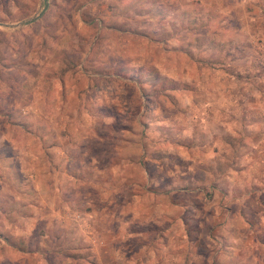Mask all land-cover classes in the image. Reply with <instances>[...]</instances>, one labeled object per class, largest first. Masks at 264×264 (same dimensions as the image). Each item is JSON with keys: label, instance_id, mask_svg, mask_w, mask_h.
<instances>
[{"label": "rangeland", "instance_id": "obj_1", "mask_svg": "<svg viewBox=\"0 0 264 264\" xmlns=\"http://www.w3.org/2000/svg\"><path fill=\"white\" fill-rule=\"evenodd\" d=\"M37 15L0 25V264L138 261L140 231L208 214L211 161L264 175V0H0V23ZM190 219L182 264H215ZM261 237L231 258L264 264Z\"/></svg>", "mask_w": 264, "mask_h": 264}, {"label": "crops", "instance_id": "obj_2", "mask_svg": "<svg viewBox=\"0 0 264 264\" xmlns=\"http://www.w3.org/2000/svg\"><path fill=\"white\" fill-rule=\"evenodd\" d=\"M229 126L231 127L230 124ZM256 139L259 141V143L264 140L257 137ZM220 157L221 160L225 159L221 155ZM220 161L218 159L211 161L213 162V164L209 166L210 173L206 169L203 170L205 175L203 177L194 179L192 176H187L190 178V182L192 181V185H194L191 189L193 193L192 197L194 199L204 200L201 201V203L207 202V204L209 205V209H207L208 214L203 215L201 213H197L199 212V209L195 207L197 205L193 203L192 206V204L189 203V208L187 207L185 209H187L190 214L176 215L171 220L173 223L170 225L168 224L171 230L164 231L163 229H160V233L162 234V236L161 239H159V244L155 239V243H157V246H155L154 249L152 247H149L147 249L145 246V237L150 238L149 235H151L150 228L149 231H140L137 235H143L144 238L141 243L147 252L145 251V249H142L141 246V258L137 261V259H130L129 257V259L127 260V264H151V259L153 257H156L157 255L155 254V249H158L159 251V259L157 262V260H155L154 258L153 264H182L183 262L180 260L179 254L183 252V246L180 245L183 240L178 243L179 238H182L181 221H185V219L189 218H198L199 220L203 218V221H210V223L208 224V228L210 230L209 237L216 238L213 246L214 249L212 248V253L215 254L216 252L217 254L221 255L220 260L216 261L215 264H237V260H234L235 258H231V255L233 253H236L235 246H237L239 242H242L240 244V246L242 247H248V245L250 244L254 246L252 250H246L250 252L249 254H254L258 251L257 248L260 249L262 247L258 237L260 238V236L262 235L261 239H263L264 236V175L260 178L255 175H247V172L250 170V167L247 166L248 163L238 167L237 165H226L224 163H221ZM189 169L193 170V168H190V165H188L187 171H191ZM257 169H262V171H264L263 164L262 166H258ZM147 172V169H145L144 175H146ZM182 172H186V170H183ZM234 173H240V175H243L244 180L237 179V177L234 176ZM249 174H252V172L250 171ZM251 177L254 180L253 182L250 181ZM176 179L177 180H175V183H182L185 180L178 177ZM247 183L250 187L251 192H249V190H246L244 192V188L248 187ZM181 189L183 190V188ZM260 190L262 193L261 196L258 193V191ZM232 195L235 196V198L233 199L234 201H232ZM249 197L253 198V200L251 201L252 207L247 208L246 203ZM231 202H233L232 204H234L235 208L232 207ZM220 208L223 210L222 212H220ZM192 209L196 212L191 213ZM248 209L252 210L253 212L248 213ZM226 211H228L227 215ZM192 215H195V217H192ZM142 216L145 215L142 214ZM133 217L136 219V214H134ZM151 217L152 215L149 214L146 217V222H151V219H153ZM197 230L198 226H195L192 232H195ZM130 233H132L133 236L135 235L134 230L128 231L127 236H129ZM245 236H249L250 240L244 242L242 238H244ZM217 239H219L218 241L220 244L225 243L224 247H218ZM118 246L119 250H117L120 251L121 243H119ZM129 247V251H131L133 247L130 245ZM261 250L263 249L261 248ZM240 251L244 252L243 248L241 250L238 249V252ZM228 253L229 258L226 255ZM243 259L244 255L239 262L240 264ZM246 264H257L256 259L252 260V262L247 261Z\"/></svg>", "mask_w": 264, "mask_h": 264}, {"label": "water", "instance_id": "obj_3", "mask_svg": "<svg viewBox=\"0 0 264 264\" xmlns=\"http://www.w3.org/2000/svg\"><path fill=\"white\" fill-rule=\"evenodd\" d=\"M46 7H47V2H45V6H44L43 10H45ZM38 16H39V15H37V16H32V17L27 18V19H24V20H22V21H20V22H18V23H16V24H5V23H0V25H1V26H8V27L18 26V25H23V24H25V23H27V22H30V21L34 20V19H35L36 17H38Z\"/></svg>", "mask_w": 264, "mask_h": 264}]
</instances>
